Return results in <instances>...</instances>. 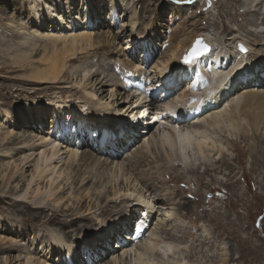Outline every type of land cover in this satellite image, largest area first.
Returning <instances> with one entry per match:
<instances>
[{
	"label": "rangeland",
	"instance_id": "1",
	"mask_svg": "<svg viewBox=\"0 0 264 264\" xmlns=\"http://www.w3.org/2000/svg\"><path fill=\"white\" fill-rule=\"evenodd\" d=\"M40 1L0 0V34L2 35H0V45H2L0 46V53L2 52L0 61L9 62L11 60V56L15 52L12 47H8L13 42H20L24 36H30V40L33 39L32 42L35 44L32 43L29 49L31 50L32 46L33 48L35 47L33 55L35 57L39 56L43 43L47 40L36 36V33L32 30V28H36L34 26L35 15L39 9H42ZM54 1L56 3L61 2L60 0ZM161 1L129 0L130 3L125 5L128 9L126 10L123 5L118 12L121 17L118 22L119 25L114 27V24H112L111 26L114 32L121 30V28L126 30H124L122 38L116 36L113 39L110 36L109 41L107 36L111 33L109 30L112 29L106 25V22L108 24L111 19L112 9L108 8L110 2L107 3V0H105L100 4L97 0H90L87 8L81 12L77 6L78 0H71L70 7L66 6V4L64 6L66 10L72 8L74 12L79 11V18H71L69 13H65L63 23L68 24L75 21L77 24L79 22L85 23V25L91 24L93 37L98 40L94 42V46L88 47V52H82L81 56L83 57L80 61L78 60L73 64L69 62L72 65H68V70L66 69L67 77L65 81L57 84L24 85L15 79L7 80L4 78L5 75L8 76L7 73H0L2 75L0 76V134L2 131L11 129L8 122L12 123L11 116H14L15 121L19 117L13 111L14 104L26 102L28 101L27 97H30L41 105H47L51 103L50 97L54 92L64 90L74 91L75 95L79 97V94L81 95L84 91L83 86L88 92H96L95 100L83 101V98L77 99L78 104L83 101V109L87 114L94 108V102L102 98L98 109H101L100 111L105 115L107 126L112 127L115 124L117 118L114 113L117 112L118 108L124 107L123 115L118 119L119 124H121L122 119H128L127 124H133L132 126L136 128L133 136V138H136H132L131 144H129L130 139L129 141L122 140L121 143H124V148L122 150L117 149L120 154L119 160L124 161L125 167L121 169L113 166L112 170H110V166L107 164L103 165L102 162H104L107 155L111 154L109 152L116 151V149L112 148L111 145L106 146L110 148H107V150L98 148V141L94 135L98 133L97 131H103L100 124L88 122L84 126L83 133L77 135V133H72L71 126L66 127L69 133L62 130L60 127L61 122L58 120L53 139L57 137V141L60 144L58 146L59 154H57L55 160L58 166V173L60 174L59 181L58 177H56L58 181L56 183H58L60 188L56 197L42 203L43 209L41 210L43 213L40 215L42 216L41 219L40 216L38 220L31 217L34 209L30 208V205L35 201L34 198L32 199V195L29 194L27 200L23 202L14 201L17 199L16 196L21 195L24 191H19L20 188H17L18 192L16 194L7 193L6 189V192H4L2 188L5 187L7 182L2 181L0 178V233L3 231L8 233V228L11 227L15 231L14 236L19 238L16 242L19 246L18 248H10L8 244L1 243L0 255L4 254L12 257L21 255L20 260L13 259L10 264H20L21 261H24L23 255L27 253L29 255L34 254L35 257L40 259L55 255L54 261L50 264H140L139 256L141 253L144 259H147V257L150 260L152 259L153 264H174L176 262L172 260L175 256L176 259L181 260V264H223L224 259L226 260L224 264H264V255L260 257L257 254L260 250L264 251V128L256 130L254 129V123L252 127L251 124L246 122V124L243 123V125L233 129L232 133L229 134L221 125L211 126L212 119L208 116V111L212 107H209L205 109L206 111L204 110L201 118L203 123L213 131L218 144L224 146L221 154L223 157L214 160L208 155V152H205V155H200V160H198L199 158L195 157L197 154L194 153L192 158L194 156L197 162L184 169L180 166L181 161H178L176 157H172L174 163L169 161V158L163 154L162 147L159 148L162 150L160 151L161 153L157 152L158 150L155 151L154 144H151L153 149L142 148V151L144 150L143 154L146 155L141 157L143 159L135 156V152L142 147L144 140L151 133H158V127L161 129L163 127L170 128V123L162 117H166L165 107L176 101L179 94L184 90L190 89L194 91L193 96H202L204 98L207 96L205 93L207 90L205 89L206 84L199 82L203 86H196L198 77L192 78V72L189 69V76H184L178 81L167 82L166 77L162 76V73L171 74V76L175 77L182 74L180 69L183 67L174 44H177L178 40L185 38L193 28L205 29L203 25L211 26V28L205 29L210 34H217L226 38L231 33V24L227 20L226 15L228 12L226 10L230 11L233 18H236L235 24H243L249 20L243 14H240L244 11L247 0H214V2L213 0H170L169 2L165 0L167 3L164 4V8L160 9L162 4H158ZM167 5H169V8L166 7ZM189 5L192 7L188 10L187 7ZM197 7L201 9L198 13L196 12ZM172 8L173 10H171ZM171 12L176 16L174 19H170L172 16ZM237 13L239 14L237 15ZM249 13H252V11H249ZM86 14L87 16H85ZM213 18L215 19L213 20ZM94 20L95 22H93ZM53 21L55 28L48 21L49 25L42 30L48 33L53 31L56 33V30L60 31L58 34L63 33V25L60 19L58 20V17L55 16ZM133 21H136L135 27L131 26ZM214 21H218L217 27L211 25ZM248 25L254 29V26ZM20 26L26 28H21ZM138 27H142L143 31L146 29L150 34L155 27V39L146 42L145 39L137 41L135 32ZM8 29H14V31L19 32V36L12 39V44V40L10 41L7 38V36L9 37V33L6 32ZM98 33H100V36L95 35ZM260 33L263 35L260 42L264 43V30ZM237 34L239 33L237 32ZM245 35L247 36L246 33ZM3 36H5L4 39L8 41L9 45L8 43L6 45L2 44L5 42ZM175 37H177V40L174 39ZM250 37L253 38V36ZM2 39L3 42L1 41ZM255 42L252 40L249 44L250 47L255 48V53L259 49L264 50L261 46L264 44H253ZM231 43L232 40L227 41L226 49L230 48ZM162 47L163 50H160ZM36 51L38 52L36 53ZM173 51L175 52V58L171 57ZM143 52L148 54L154 52L155 54L153 55L154 59L149 62V66L146 65L147 59L146 56H143ZM248 58H251V56H248ZM34 61H37V58ZM135 64L138 66L136 67ZM206 65L204 63V67ZM198 66L200 67V65L195 67ZM260 71H257L256 74L258 73V77L263 76L260 77L261 83L253 84L251 82L247 86H242L244 88L241 89L239 87L240 89L236 90L252 91L249 99L244 97L241 103L248 101L247 105L263 107L264 110V64L260 67ZM143 76L148 78L149 81L146 80L149 85L148 82L142 83L140 78L145 79ZM114 78L118 82H114ZM74 81H80V83L77 84ZM119 82H121L120 87L118 86ZM178 82L180 83L177 85ZM173 84L176 87L178 86V88L174 87L173 91L170 92V87H173ZM155 86H158V89L152 91L151 88ZM83 93L85 94V92ZM127 95L128 97L126 98ZM147 96H151V98ZM193 96L188 97L187 100L183 99L185 101L183 109L185 105L190 106L189 101ZM6 98L9 99L6 100ZM172 98L175 100L172 101ZM3 101L8 102V105ZM20 105H23V103ZM68 105L69 102L59 106L58 104L54 105V107L56 106L58 118L60 117L59 113L63 111L62 109L66 110L65 107L67 108ZM133 107L136 108L131 112ZM6 110L10 112V118L6 116ZM45 113V119L42 120L44 121L43 124L39 123L40 120L31 119L24 124L23 128L15 129L19 131L16 135L23 134L27 129L39 131L46 128L50 131L52 126L51 114ZM34 115L35 118H38L37 111H34ZM190 120L193 121V118ZM246 129H248V136L243 138L242 131ZM141 130L145 131L141 132ZM166 130L169 131L168 129ZM62 132L69 134L66 140H64L63 136L65 135ZM117 132L119 133V128L113 133ZM16 135L14 137L18 138H15L14 144L0 143V153L7 154V152H11L15 154L14 158L17 163H20L19 167H21L23 162L25 163V161H21L22 157H24L22 154H31L33 152L32 149H29L30 147L25 148L23 146L25 145L24 142H19L23 136ZM254 135L258 137L256 136L255 138ZM128 145H130V148ZM70 149H76L79 156L82 151L89 149L94 154L97 152V157H100V155L101 157L95 163L92 160L85 162L80 157L77 161L71 162L68 160V151ZM193 150L192 148V152ZM36 154L34 153L33 156H30V165L26 163L24 166L26 174L20 181L22 185L26 184L29 177H31V168L33 167L31 163ZM133 157L135 160L132 159ZM160 157L162 158L159 159ZM0 158L4 160L0 159V164L9 159V157L5 158L2 156ZM146 160L147 163L145 162ZM137 161L139 164H136ZM129 163H133L134 166ZM170 167L171 169L168 170ZM195 168H198L199 171ZM206 168L210 169V172L204 174L203 171ZM20 172L16 175L18 176ZM143 177L149 182L143 181ZM152 179L153 183L151 182ZM38 183L40 184H38L39 188H42L40 191L43 192L47 185V178L41 177L40 180L38 179ZM231 183L232 186L230 185ZM41 185L44 186L42 187ZM115 188L123 189V194L113 197L111 192H114ZM127 189H132V192L136 194L141 190L139 195L146 197L148 204H138L134 200V198H137L134 193L133 198L130 196L126 197L124 193L127 192ZM236 192L242 193L243 197L240 200L235 196L234 193ZM6 194L10 195V197H6ZM13 195L16 196L14 197ZM41 195L43 196L44 193L39 194L38 198L42 197ZM111 197H113V200ZM230 197L231 200L229 199ZM57 198H59V201ZM39 199L41 200V198ZM147 207L150 209V211L148 209V212ZM142 208L146 210L145 215ZM56 210L60 211L58 220L62 219L63 214H72L73 220L68 227L62 224H47L46 218L51 217ZM120 212H124V216L130 215V218L119 222L113 231L108 230L106 232L110 234V240H95L91 246L83 244L82 233L84 235L88 233L91 237L95 236L99 230H105L103 228L104 222L114 223L113 221L116 220ZM150 213L152 214L150 215ZM59 225L62 227H59ZM60 228H63V230ZM88 228L90 229L81 230ZM21 229L23 234L19 233ZM11 235L13 236L12 232ZM150 242L156 248H160L159 245H163V243H170L173 251L163 253L162 250L156 248L147 249L150 248V244L147 247L146 243ZM64 243H68L74 249L77 254L76 261H71ZM0 264H2L1 261Z\"/></svg>",
	"mask_w": 264,
	"mask_h": 264
},
{
	"label": "bare ground",
	"instance_id": "2",
	"mask_svg": "<svg viewBox=\"0 0 264 264\" xmlns=\"http://www.w3.org/2000/svg\"><path fill=\"white\" fill-rule=\"evenodd\" d=\"M60 1H61L60 3H56L54 0H41L40 1L42 9L41 10L39 9V11L35 15L34 26L36 28L35 29L32 28V30H33V32L36 33V36L41 37L43 39H47V40L45 43H43V47H42L41 52L39 53L38 57H35L33 55V53L35 51L34 50L35 47L33 48V46H32L31 50L29 49L30 45L32 43H34V42H32L33 39L30 40V36H24V37L21 36V37H23L21 39V41L16 43V42H13L12 39L19 36V32L14 31V29L13 30L8 29L9 32H8V30H6V32L9 33V37L7 36V38L10 41L12 40L11 44L13 42V44L10 45L8 48L12 47L14 49L15 53L12 51V53H14V54H12L11 60H9V62L0 61L1 62L0 64H4V65L0 66V73L1 72L7 73V75H8V76L5 75L4 78H6L7 80L15 79L16 81H19V83H22L24 85L25 84L39 85V84H46V83L47 84L62 83L65 81V79L67 77L66 71L68 70L67 69L68 65H72L73 63L77 62L78 60L80 61L83 57V56H81L82 52L87 51L89 46L92 47L95 45L94 42H96L98 39H94V37H93V31H92V28L90 27L91 24L85 25V23L82 24V22H79V24H77L75 21L70 22L68 24L63 23V20H65V15H64L65 13H67V14L69 13L71 18L76 19V18H79L80 12L79 11L74 12V11H72V8H68L66 10L64 5L66 4V6L70 7V5H71L70 1L71 0H60ZM89 1L90 0H78L77 6H78V8H80L81 12L85 8H87V6L89 5ZM97 1L100 4H102V1H105V0H97ZM169 1L170 0H168V2ZM108 2H110V5L108 8L112 9V12L110 14L112 20L110 19L108 24L106 22V25L112 29V27H111L112 24H114L113 25L114 27H117L119 25L118 22H119V19L121 17L119 16L118 12L120 11V8H122L123 5L125 6L126 4H129L131 1L129 2V0H107V3ZM213 2H214V0H213ZM166 3L167 2H165V0H162L158 4V5L162 4V6L160 5V9L164 8V4H166ZM168 6L169 5H167L166 7H168ZM191 7L192 6L189 5V7H187L188 10L191 9ZM124 8L126 10L128 9V7H126V6ZM198 8H200V7H197V10L195 9L197 13L199 12V10H201ZM171 10H173V8ZM185 10H187V9H185ZM162 11H163V9H162ZM226 11L228 12L226 15L227 20H228L229 24H231V33L228 34L226 38L222 35H221L222 37H220L217 34L212 35V34H210L209 31L207 32L205 30L207 28H211V26L208 27L207 25H203V28H205L203 30L193 28L185 38L178 40L177 44H174V46L176 47V51L178 52L177 55H178L179 59L181 60L180 63L183 67L182 69H180V71H182L181 76L175 77V76H171V74L167 75L166 73H162V76L164 75V77H166L167 82L168 81L172 82L174 80L178 81V80H180V78H182V77L184 78V76H189L188 75V69H189V71L192 72V78L198 77V82H197L196 86L202 85L200 83L206 84L205 89H207V90L205 93L207 94V96H205V98L202 96H199V97L193 96L194 91L188 89V90H184L181 94H179L178 99L176 101L172 102L173 100H175L174 98H172V101H171L172 104L170 106L168 105L167 107H165L166 108V112H165L166 117H162V118H165L168 123H170V128L169 127L168 128L163 127V129H161L160 127H158V130H157L158 133L153 132L147 138L145 136L146 139L144 140L142 147L135 152V154H136L135 156H138L139 158L145 157L146 155L143 154L144 150L142 151V148H152L151 144H154V146L153 145L152 146L155 148V151L158 150L157 152H160L163 150L165 152V153L163 152V154H165V156L167 158H169V161H173L172 157H176L178 159V161H181L180 166L184 169L189 168L192 164H195L194 162H197V160H195L196 158L194 159V156L192 158V154L194 155V153L197 154V156H195L197 158H199L200 155H205V152H208V155H210L214 160L218 159L219 157L220 158L223 157V156H221V154H222V151L224 149V146L218 144V141L215 139L213 131H211L210 128L207 127V125H205L203 123V120L201 118L204 110L208 109L209 107H212L208 111L209 112L208 116L212 119L211 126L214 127L216 125L217 126L221 125L222 127H224L226 129V132H228L229 134L232 133L233 129H236V127L238 128V126L243 125V123L246 124V122L251 124L252 127L255 124L254 129H256V130H258L259 128H261V129L264 128V110H263V107L260 108V107H257L255 105H253V106L247 105L249 103L248 101H246L245 103H241V101L244 97L249 99V97L252 95V91H248V90L237 91L240 88L241 89L244 88L242 86H244V85L247 86L251 82H253V84H257V83H261V81H262L260 78L262 75L260 77H258L259 75H257L258 73L256 74V72L260 71V67L264 64V50L259 49L257 51V53H255V51H254L255 48L250 47L249 44L251 43L252 40L256 41L253 44H264V43L260 42L261 38H263V37H261L263 35L260 32H262L264 30V0H247L246 1V4L244 6V11H242L241 13L239 12L240 14H243V16H245V18L247 17V19H249L246 23H243V24H241V23L235 24L236 18H233L230 11H228V10H226ZM249 11H252V13H249ZM239 13H237V15ZM95 14H97V13H95ZM120 15H121V13H120ZM171 15L172 16L170 19H174L176 17V16H174V13H172V12H171ZM55 16L58 17V20L60 19V22L63 25V31L64 32L61 34H58V33H60V31H57V30H56V33H54L55 31L48 33L45 30H42L45 28V26L49 25L48 21L51 22L52 26H54V28H55V24L53 21ZM85 16H87V14ZM17 17H18V15H17ZM214 19L215 18H213V20ZM167 20H168V18H167ZM237 20H238V18H237ZM26 22H28V21H26ZM93 22H95V20ZM217 23H218V21H216V22L214 21L211 25L212 26L215 25V27H217V25H218ZM223 23H224V21H223ZM135 24H136V21H133L131 26L135 27ZM248 24H250L251 26H254V29L249 27ZM21 28H26V27L23 26ZM222 28H224V27H222ZM116 30H118V29H116ZM124 30H126V29H124ZM124 30H122V28H121V30L119 29L116 32H114L113 29L109 30L111 33L107 36L108 40L110 41V36H112L111 38H113V39L116 36L118 38H122ZM107 32H106V34H107ZM237 32L239 34H237ZM245 33L247 34V36L245 35ZM95 35L100 36V33L95 34ZM135 35H136L135 37H136L137 41H142V39H145V42L146 41H152L155 39L154 37L156 36L155 27L153 28V31L151 34L149 32H147L146 29H145V31H143L142 27L141 28L138 27L136 32H135ZM145 35H146V37H145ZM248 35L253 36V38L248 36ZM4 37L5 36H3V39H4ZM197 37L204 38V40L210 44L212 49L206 54L193 57L192 60L189 62L183 61V59H184L183 56L188 53V51L192 47V45H193V43ZM3 39L1 40L2 42H3ZM174 39L177 40V37H175ZM230 40H232V43H231L232 45H230V48L226 49L227 41H230ZM238 42H242L248 48L247 53H242L238 49V46H237ZM6 43H8V41L5 40V42H3L2 44L6 45ZM8 45H9V43H8ZM0 46H2V45H0ZM261 46L264 48V45H261ZM3 48L5 49V47H3ZM1 50L3 51V49H1ZM37 52L38 51H36V53ZM174 53L175 52L173 51L171 57L172 56L174 57ZM0 54L2 55V52ZM248 56H251V58H248ZM35 58H37V61H34ZM69 62H71L72 64H70ZM204 63H206L208 66L206 65V67H204ZM196 65H200V67L199 66L195 67ZM135 66L137 67L138 65L135 64ZM168 67H169V65H168ZM17 72H19V74H17ZM20 73H22V74H20ZM13 74H15V75H13ZM0 76H2V75L0 74ZM80 81H81V79H80ZM80 81H78V82L74 81V83L76 82L77 84H79ZM113 81L118 82V80H116L115 78ZM121 82H119V85H118L119 87L121 86ZM210 85H212V86H210ZM5 86H7V85H5ZM189 86H190V84H189ZM174 87L178 88V86L176 87V85L173 84V87H170L171 91L170 90L169 91L172 92ZM197 89H199V88H197ZM83 90H84L83 92H85V94L82 92L81 95L79 94V97H77L75 95L74 91H71V90L54 92L50 97L51 103H49L47 105H41L35 99L27 97L28 101L20 102L19 104L16 103L13 105V111H15V113H17L19 115V117H18L19 119L17 118L15 121L14 116H11V120H13L12 123L10 121H8L10 123L11 129L4 131V132L2 131V133L0 134V135H2L0 137V143L1 144H4V143L7 145L8 144H14L15 138H18V137H14V136L16 134H18V132H19L18 130H15L16 128H20V129L23 128L25 126L24 124L27 123L28 121H30L31 119L40 120L39 123L43 124L44 121H42V120L45 119L44 118V116L46 115L45 112L51 114L52 126L50 128V131L46 128H45V130H39V131L27 129L26 131L23 132V134L16 135V136H23L22 140L20 139L21 141H19V142H21V143L24 142L25 145H23V146H25V148L30 147L29 149H32V152H33L31 154H22V155H24V157H22V160H21V156H20V160L22 162L25 161V163L23 162V166L19 167L20 163L16 162V159L14 158L15 154H12L11 152H7V154L0 153V156L5 157V158L9 157V159H10V160L7 159L6 162H3L2 164H0V175H1L0 178L2 179V181L7 182L5 184V187H3L2 189L4 192L7 191V193H9V194H16V192H18L17 188H20L19 191L23 190L24 192L21 193V195H17V196L13 195L14 197L16 196V198H17V199L15 198L16 200H14L16 202L17 201L23 202L24 200H27L29 194L32 195V199L33 198L35 199V201H33L34 203L32 202L33 204H31L32 206L30 205V208L34 209V212L31 214V217L33 219H37V220L39 219V216L41 215V213H43V211L41 210V209H43L42 203H45L46 201H48L50 199L52 200V198L56 197L58 195V191L60 188L58 183H56V181H57L56 177H58V181H59L60 174L58 173V166H57L56 161H55L57 154H59L58 146L60 144L57 141V137H56V139H53L54 132H56L55 129L57 127L56 125L58 124L57 123L58 120H60V122H61L60 127L62 130H64L66 133H69L68 129L66 127L71 126L72 133H77V135L78 134L80 135L81 133H83L84 126H86L88 122L100 124L103 128V131H101V132L97 131L98 133L94 135L98 141V143H97V145L99 146L98 148H105L104 150H107V148H109V147H106V146L111 145L112 148L116 149V151L109 152L111 154L109 156L108 155L106 156L104 162H102L103 165L104 164L109 165L110 170H112L113 166H115V168L120 167L121 169L125 167L124 161L119 160L120 154L117 151V149L122 150L124 148L125 145L123 142L121 143L122 140L129 141V139H130L129 144H131V141L136 138V137L133 138L134 133L136 131V128L134 126H132L133 124L132 125L127 124L128 119H126V120L122 119L121 124H119L120 122L118 119L120 116L123 115L124 107L118 108L117 112L114 113L116 115V118H117L115 124L112 127H110L109 125L107 126L108 123L106 122L105 115L102 114V112L100 111L101 109H98V108H100L102 98H99V99H97V102L96 101L94 102V104H95L94 108H92V111L89 114H87V112H85L83 109V101H88L90 99L95 100L94 97H96V92L86 91L85 86H83ZM190 96H193L192 99L189 101L190 106L187 105V106H189V107H187L185 105V107L183 109V105L185 104L184 100H187V98ZM127 97H128V95L126 96V98ZM79 98H83V101H81V104H78L77 99L79 100ZM7 99H9V98H6V100ZM2 100H4V99H2ZM3 102H5V101H3ZM66 102H69V105L67 106V108L65 107L66 110L62 109L63 111H61L59 113L60 117L58 118V113L56 112V108H55L56 106L54 107V105L58 104V106H59V105L66 104ZM21 103H23V105H20ZM189 103H187V104H189ZM52 104H54V105H52ZM106 105H108V104H106ZM135 108L136 107H133L131 112L134 111ZM257 108H259V109H257ZM34 111H37V113H38L37 117L38 118H35ZM131 112L129 111V113H131ZM5 113H6V116L10 115V112L8 110H6ZM47 116H48V114H47ZM8 118H10V116ZM191 118H193V121L190 120ZM194 118H196V119H194ZM136 121H137V119H136ZM117 128H119V133L118 132L113 133L114 131L117 130ZM166 129H168L170 132L167 131ZM143 131H145V130H141V132H143ZM242 132H243V138H247L248 129H246L245 131H242ZM66 133L64 134V132H62V134L65 135V136H63L64 140H66L69 137L68 136L69 134H66ZM118 134H120V135L116 136ZM131 134H132V136H131ZM155 134L157 135V137ZM256 136L257 135H254L255 138H256ZM108 142H110V143H108ZM120 145H123V146H120ZM157 145H158V147H157ZM100 146H104V147H100ZM128 146L130 148V145H128ZM76 147H77V145H76ZM161 147H162V150L159 149ZM192 148L194 149L193 152H192ZM34 153H37V154L35 155V157L33 158V162L31 163V165L33 166L31 168L32 170L30 169L32 171L30 174L31 177H29V180H27L26 184L22 185V184H20V181H22V177H25V174H26L24 171V166L26 163H29V160L31 158L30 156L31 155L33 156ZM68 153H69L68 154V160L71 162L77 161L80 157V159H83L85 162H88V160H92L95 163V162H98L99 161L98 158L101 157V155H100V157H97L98 156L96 154L97 152L94 154V152H92L89 149H86L84 152L82 151V154L80 156H79L78 152L76 151V149H70L68 151ZM161 158L162 157H160L159 159H161ZM176 158H174V159H176ZM132 159H134V157ZM141 159H143V158H141ZM159 159L157 158V160H159ZM198 160H200V158ZM2 161H4V160H2ZM119 161H121V162H119ZM14 162H15V164H14ZM145 162L147 163V160ZM172 163H174V161ZM129 164L131 166H134L133 163H129ZM136 164H139L138 161ZM29 165H30V163H29ZM171 166H173V165H171ZM170 169H171V167L168 170H170ZM195 169L199 171L198 168H195ZM209 170L210 169L206 168L203 171V173L204 174L208 173V172H210ZM142 171H143V169H142ZM19 172H20V174L17 176L16 174H18ZM27 176H28V174H27ZM41 177L47 178V183H46L47 185H46L43 192L40 191V190H42V188H39V186H38V184H39L38 179L40 180ZM181 180H183V179H181ZM143 181H145L146 183L149 182L144 177H143ZM152 181H153V179L151 180V182ZM197 182H200V181H197ZM155 184H156V182H155ZM230 185L232 186V183ZM144 186H145V183H144ZM153 186H154V184H153ZM233 187H235V186H233ZM5 189H6V191H5ZM122 190H121V188H119V189L115 188L114 192H111V193H113L112 196L115 197L117 195L123 194ZM128 190L129 189H127V192L124 191L125 192L124 195H126V197L127 196L132 197L135 194V195H137V198L136 199L134 198V200H136L138 202V204H141V205L142 204H148L147 198L146 197L144 198L143 195H139L141 190H139V193H137V194L132 192V189H130L129 193H128ZM134 191H135V189H134ZM235 191H237V190H235ZM42 193H44V195L43 196L41 195L42 197H39V198H41V200H40L38 198V196H39V194H42ZM234 194L238 200H240L243 197L241 192H236ZM7 196L10 197V195L6 194V197ZM108 196H110V195H108ZM113 197H111L112 200H113ZM57 199L59 201V198H57ZM229 199L231 200V197ZM148 207H150V206H148ZM148 207H147V212L149 209ZM189 207H191V206H189ZM144 208H142V209H144ZM51 211H52V209H51ZM149 211H150V209H149ZM143 214L144 215L146 214L145 209H144ZM151 214L152 213H150V215ZM58 215H60V211L56 210V212H54L51 217L46 218L47 224L48 223H50V224H62L63 226H66V227H68L71 224V221L73 220L72 214H63L62 219L60 218L59 220H58ZM41 217L42 216H40V219H41ZM129 218H130V215L124 216V212H120L117 215V218L115 220L116 222L115 221H113L114 223H107V222L105 223L104 222L103 228L105 230H103V231L99 230L98 232H96L95 236L91 237L90 235H88V233L86 235H84L82 233L81 239H82L83 244H85V246H91L95 240H97V241L98 240L105 241V239L107 241L110 240V234L106 233V232L108 230L113 231L117 227L119 222H121L124 219H129ZM113 219H114V217H113ZM125 223H126V221H125ZM51 227L53 228V226H51ZM59 227H62V226L59 225ZM47 228H49V227H47ZM89 229L90 228L81 229V230H89ZM61 230H63V228ZM9 231H11L13 233V236L11 235V232H9ZM14 232H15L14 229L11 227L8 228V233H6L4 231L1 232L0 233V244L5 243V244H8V246L10 248H15V247L18 248L19 246L16 244V242L19 240V238L17 236H14ZM19 233L23 234V230L22 229L19 230ZM73 233H74V230H73ZM66 234H67V232H66ZM64 236H65V233H64ZM50 242H52V241H50ZM66 242H68V241H66ZM148 244H150V248H147V249L156 248L155 245L152 244L151 242L146 243V246ZM64 245L67 248L66 252H68V255H69V258H71V261H73V262L76 261L77 254L74 251V249L68 243H64ZM159 246L161 249L158 247L156 249L162 250L163 253H167L168 251H170V252L173 251L172 250L173 247L170 243H163V245H159ZM40 250H41V248H40ZM257 254L260 257H262L264 255V251L260 250V252H258ZM141 255H142V253H141ZM141 255L139 256V258L141 260L140 264H153L154 263L153 260L148 259V257L145 254H144V256L147 257V259L146 258L144 259ZM17 256L18 255L12 257V256H7V255L2 254V255H0V261L2 262V264L3 263L4 264H10V262L13 259H16L17 261L20 260L21 255H19L18 257ZM54 256L49 255V257H47V258L44 257V258L40 259L38 257H35L34 254L29 255L27 253V254L23 255L24 261L23 262L21 261L20 264H40V263L41 264H45V263L50 264L52 261H54V259H55ZM175 257H173L174 259L172 260L173 262H176L174 264H181V260L176 259ZM51 259H53V260H51ZM222 263L223 264L226 263V260L224 259ZM235 264H237V263H235ZM253 264H260V263H253Z\"/></svg>",
	"mask_w": 264,
	"mask_h": 264
},
{
	"label": "water",
	"instance_id": "3",
	"mask_svg": "<svg viewBox=\"0 0 264 264\" xmlns=\"http://www.w3.org/2000/svg\"><path fill=\"white\" fill-rule=\"evenodd\" d=\"M199 41V43H198ZM240 45L244 46V49H246V51L241 50ZM206 46V47H205ZM238 49L242 52V53H247L248 52V48L242 43V42H238L237 44ZM211 46L208 42H206L204 40V38L202 37H197L196 40L194 41L192 47L190 48V50L188 51L187 54L184 55V61L189 62L192 60L193 57L195 56H200L203 54L208 53L211 50Z\"/></svg>",
	"mask_w": 264,
	"mask_h": 264
},
{
	"label": "snow or ice",
	"instance_id": "4",
	"mask_svg": "<svg viewBox=\"0 0 264 264\" xmlns=\"http://www.w3.org/2000/svg\"><path fill=\"white\" fill-rule=\"evenodd\" d=\"M198 43H199V41H198ZM205 47H206V46H205ZM240 47H241V50L246 51V49H244V46H243V45H240Z\"/></svg>",
	"mask_w": 264,
	"mask_h": 264
}]
</instances>
